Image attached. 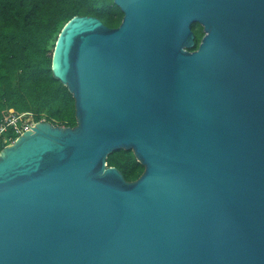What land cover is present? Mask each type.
Returning a JSON list of instances; mask_svg holds the SVG:
<instances>
[{"label": "water", "instance_id": "1", "mask_svg": "<svg viewBox=\"0 0 264 264\" xmlns=\"http://www.w3.org/2000/svg\"><path fill=\"white\" fill-rule=\"evenodd\" d=\"M114 3L54 47L77 125L0 152V264H264V0Z\"/></svg>", "mask_w": 264, "mask_h": 264}, {"label": "trees", "instance_id": "2", "mask_svg": "<svg viewBox=\"0 0 264 264\" xmlns=\"http://www.w3.org/2000/svg\"><path fill=\"white\" fill-rule=\"evenodd\" d=\"M76 15L99 17L109 27H118L123 12L114 0H0V152L20 134L3 124L14 116L35 123L44 117L52 124L77 125L75 99L52 71L58 36ZM197 50L203 27L193 24ZM128 181L144 172L132 150H116L108 157Z\"/></svg>", "mask_w": 264, "mask_h": 264}, {"label": "built area", "instance_id": "3", "mask_svg": "<svg viewBox=\"0 0 264 264\" xmlns=\"http://www.w3.org/2000/svg\"><path fill=\"white\" fill-rule=\"evenodd\" d=\"M22 119H23V115L17 116V117L14 116L13 118H11L9 120L8 123L2 125L1 130L3 131L4 129H6L7 126L13 125L19 131V134L21 135L25 131L29 130L32 125H34V123L31 122L30 125H27L24 128V130H21L20 127H19V121L22 120Z\"/></svg>", "mask_w": 264, "mask_h": 264}, {"label": "rangeland", "instance_id": "4", "mask_svg": "<svg viewBox=\"0 0 264 264\" xmlns=\"http://www.w3.org/2000/svg\"><path fill=\"white\" fill-rule=\"evenodd\" d=\"M40 121H47L46 119H45V117L42 119V120H40ZM40 121H37V122H40ZM37 122H35L34 124H36ZM49 122V121H48ZM30 121H28V119H26L25 117H23V119L22 120H20L19 121V127H20V129L21 130H24V128L27 126V125H30ZM55 125V124H54ZM16 140V139H15ZM14 140V141H15ZM14 141H12L11 143H13ZM10 143V144H11ZM9 145V144H8Z\"/></svg>", "mask_w": 264, "mask_h": 264}]
</instances>
